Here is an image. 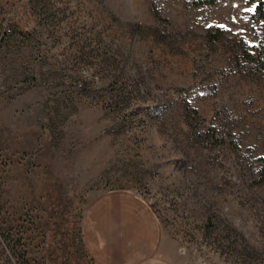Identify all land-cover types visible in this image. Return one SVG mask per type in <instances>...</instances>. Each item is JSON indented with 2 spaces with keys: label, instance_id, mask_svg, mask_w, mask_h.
<instances>
[{
  "label": "rangeland",
  "instance_id": "rangeland-1",
  "mask_svg": "<svg viewBox=\"0 0 264 264\" xmlns=\"http://www.w3.org/2000/svg\"><path fill=\"white\" fill-rule=\"evenodd\" d=\"M255 8L0 0V264H99L84 217L111 191L174 264H264V72L229 49L259 42Z\"/></svg>",
  "mask_w": 264,
  "mask_h": 264
},
{
  "label": "crops",
  "instance_id": "crops-1",
  "mask_svg": "<svg viewBox=\"0 0 264 264\" xmlns=\"http://www.w3.org/2000/svg\"><path fill=\"white\" fill-rule=\"evenodd\" d=\"M83 226L86 247L99 264H174L160 253L154 212L130 192L101 195L88 207Z\"/></svg>",
  "mask_w": 264,
  "mask_h": 264
},
{
  "label": "trees",
  "instance_id": "trees-1",
  "mask_svg": "<svg viewBox=\"0 0 264 264\" xmlns=\"http://www.w3.org/2000/svg\"><path fill=\"white\" fill-rule=\"evenodd\" d=\"M194 5H213L219 0H189ZM256 2L255 17L261 22V37L256 45H250L242 36L233 39L230 45V52L238 65V67L246 68L251 73L264 72V0H252ZM156 17L159 18V12L155 11ZM228 31L218 27L209 29L206 35L210 44H216L229 40L227 38ZM189 120V119H188ZM190 128L195 131L196 126L192 121H188ZM259 161V177L261 184H264V156L258 158Z\"/></svg>",
  "mask_w": 264,
  "mask_h": 264
}]
</instances>
